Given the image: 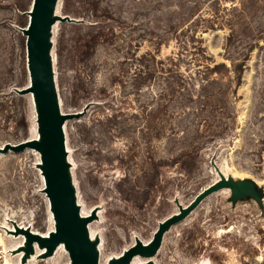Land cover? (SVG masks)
<instances>
[{
  "label": "rangeland",
  "instance_id": "374dc122",
  "mask_svg": "<svg viewBox=\"0 0 264 264\" xmlns=\"http://www.w3.org/2000/svg\"><path fill=\"white\" fill-rule=\"evenodd\" d=\"M58 1L65 19L53 23L49 51L61 112L84 111L63 127L97 264L136 238L148 243L159 222L222 177L238 191L225 185L204 197L163 233L148 264H264V0ZM31 3L0 0V147L38 134L33 98L21 93L29 85L21 29ZM147 52L178 55L169 63L179 73L134 87ZM218 63L229 70L210 71L200 90L205 66ZM234 64L243 68L238 86L229 83ZM165 84L175 86V97L154 101ZM160 105L164 131L151 138L148 115ZM182 129L195 136L181 143ZM31 149L0 153V264H68V253H48L24 232L55 228Z\"/></svg>",
  "mask_w": 264,
  "mask_h": 264
},
{
  "label": "water",
  "instance_id": "95a60500",
  "mask_svg": "<svg viewBox=\"0 0 264 264\" xmlns=\"http://www.w3.org/2000/svg\"><path fill=\"white\" fill-rule=\"evenodd\" d=\"M57 2L58 0H32L31 8L27 12V25L21 29L25 36L26 67L30 83L21 90V93H33L39 139H29L16 144L7 143L0 147V153L9 150L19 152L29 147L40 155L41 162L38 166L44 177V192L55 220V234L49 239L36 236L39 242L51 252L58 242L63 241L69 252L71 264H97L96 244L89 239L86 228L89 217L82 218L76 205L69 164L66 161L67 150L63 129L67 119L79 117L84 111L61 112L50 59V27L56 20L65 19L54 14ZM225 185L231 186L235 192L239 189V185H235L231 179L222 177L202 189L187 206L179 207L178 212L159 222L146 245L136 238L119 258L111 260L108 264H130L137 255L141 258L153 256L160 245L163 233L172 224L186 217L208 194ZM25 232L28 238L33 236L28 231Z\"/></svg>",
  "mask_w": 264,
  "mask_h": 264
},
{
  "label": "trees",
  "instance_id": "16d2710c",
  "mask_svg": "<svg viewBox=\"0 0 264 264\" xmlns=\"http://www.w3.org/2000/svg\"><path fill=\"white\" fill-rule=\"evenodd\" d=\"M74 12L77 14V10H74ZM205 28H209L208 26H203ZM193 36V35H192ZM191 36V37H192ZM196 34H195V38H196ZM194 44V43H193ZM195 50L198 51L199 55L201 56V58H204L206 56H204V50H203V47L199 44L196 43V48ZM146 56V63L144 65V67H140L138 66V68H136L134 70V87L137 86V85H141L142 83H145V81H149L151 78H154L155 75L159 76L162 78V80L164 82H168V79L171 78L172 76V73H179L178 71V68L177 66L172 63H169V62H173V59L176 60V57L178 55H176V57H170L169 55L168 56H165L163 58H157L156 55L154 53L150 54V53H146L145 54ZM207 67L206 69V72H204L202 75H201V78H200V82H198L199 84V87L200 90L202 88H204L205 85L201 84L202 82L206 83V80L208 79V73L210 71L214 72L216 70H218L219 72H217V76H220L222 75L223 73L220 72V68H222L223 70L227 71L229 70L225 64L223 63H218V64H214L213 66L209 67L208 66H205ZM196 71H199V70H196ZM208 71V72H207ZM232 72H233V76L232 78L230 79L229 83L231 82H234L236 86H238L241 82V77H242V72H243V68L241 67L240 64L236 65L234 64L233 67H232ZM166 85V84H165ZM177 86V85H176ZM179 87V86H178ZM177 91V90H176ZM175 94V86H169V85H166L165 87L163 86V88L161 89V91L159 92L157 98L154 100L156 102H160L161 99L165 96V98L167 99H172ZM158 104V103H157ZM166 104V103H165ZM161 108V105L160 107L157 106V108L155 110H152L149 112V119H147V134L149 137L153 138V137H159L163 134V125H160V121L157 120L158 118V115L161 113V111L163 109H160ZM175 128H170V133H171V136L175 137V135L177 134V132H175L174 130ZM165 133V132H164ZM181 133L183 134L180 138H182L183 140H181V143H183L184 140H188V139H191L192 137H194L195 135L192 134V132H189V131H185L184 129L181 130ZM179 135V134H178ZM183 149V146L181 148V150ZM248 184H252L251 181H244L240 184V189L242 190V188H244L245 185H248ZM247 192L251 195H254L256 198H258V194L257 192H253L251 190H247Z\"/></svg>",
  "mask_w": 264,
  "mask_h": 264
},
{
  "label": "bare ground",
  "instance_id": "6f19581e",
  "mask_svg": "<svg viewBox=\"0 0 264 264\" xmlns=\"http://www.w3.org/2000/svg\"><path fill=\"white\" fill-rule=\"evenodd\" d=\"M58 5H59V1L57 2V4H56V7H55V10H54V14H58ZM53 28H54V26H53V24L51 25V27H50V36L52 35V33H53ZM51 40V39H50ZM50 44H51V41H50ZM50 59L52 60V58H51V53H50ZM51 64H52V62H51ZM53 65V64H52ZM54 67V66H53ZM53 69V68H52ZM54 72V71H53ZM30 84V83H29ZM31 94V96H32V98H33V102H34V97H33V93H30ZM34 104H35V102H34ZM35 107H36V105H35ZM64 126V125H63ZM63 129H64V127H63ZM38 132V131H37ZM34 139H39V133L37 134V136L34 138ZM32 150V149H31ZM66 150H67V152H68V149L66 148ZM66 161H67V158H66ZM41 162V160H40V155H39V163ZM68 162V161H67ZM38 163V164H39ZM69 167V166H68ZM39 168V167H38ZM39 171H40V174H41V177H42V181H43V184H44V186H45V182H44V177H43V175H42V173H41V170H40V168H39ZM70 173V172H69ZM70 178H71V175H70ZM226 179H229V178H227V177H225ZM233 182H234V180H232ZM72 183V182H71ZM235 183V182H234ZM235 185H236V183H235ZM45 193V192H44ZM45 195H46V193H45ZM76 197V196H75ZM46 198H47V195H46ZM47 201H48V199H47ZM76 205L78 206V209H79V205H78V202H77V200H76ZM48 206H49V210H50V204H49V201H48ZM50 212H51V210H50ZM79 214H80V216L82 217V218H86L87 217V215H83L80 211H79ZM51 215H52V212H51ZM52 218H53V216H52ZM53 222H54V224H55V220L53 219ZM86 228H87V225H86ZM18 231H21V232H23L24 231V229H18ZM25 232V231H24ZM87 233H88V236H89V239L92 241V242H94L93 241V239H92V235L90 234V232H89V227L87 228ZM52 234H55V228H53L50 232H48L46 235H41L40 237L41 238H43V239H49L50 238V236L52 235ZM32 239H36V240H38V237H36V235H35V237L34 236H32L31 237ZM39 241V240H38ZM95 244H97L96 242H94ZM147 243H143V245H146ZM95 247H96V250H97V255H99L100 256V249H99V246L98 245H95ZM18 248H19V246H18ZM17 248V249H18ZM20 248H22V249H25V248H27L26 247V245H25V243L20 247ZM44 247H43V251H44ZM30 250V249H29ZM29 250H28V252H29ZM54 251H58V250H61V251H63V252H66V253H68V256H69V252H68V250L66 249V246H65V243L63 242V241H60V242H58L56 245H55V247H54V249H53ZM21 252V251H20ZM25 252V251H24ZM59 252V251H58ZM17 253V252H16ZM49 253V252H48ZM48 253H47V255H48ZM23 254V253H22ZM29 255H31V253L29 254ZM23 256V255H22ZM32 257H33V255H31ZM30 256V257H31ZM45 256V255H44ZM25 257V256H24ZM120 257V256H119ZM119 257H117V258H119ZM116 258V259H117ZM137 258H140V259H142L143 261L142 262H140V263H147L148 264V261H149V259L148 258H141V257H138V256H135V257H133V259L131 260V262H130V264H133V261L135 260V259H137ZM69 259H70V257H69ZM33 261H35V259L33 258L32 259ZM27 261H28V259H27ZM32 262V261H31ZM68 264H71V259H70V262L68 263ZM136 264H139V263H136Z\"/></svg>",
  "mask_w": 264,
  "mask_h": 264
}]
</instances>
